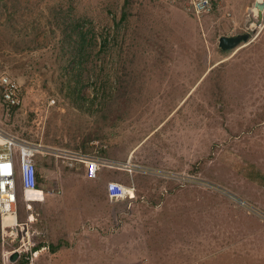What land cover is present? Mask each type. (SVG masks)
Here are the masks:
<instances>
[{
    "label": "rangeland",
    "instance_id": "1",
    "mask_svg": "<svg viewBox=\"0 0 264 264\" xmlns=\"http://www.w3.org/2000/svg\"><path fill=\"white\" fill-rule=\"evenodd\" d=\"M256 1L218 0L198 17L171 0H0V77L23 92V105L8 109L0 90V128L44 147L45 192L28 203L20 192L27 236L0 216V264H19L16 252L29 264H264ZM242 34L251 42L219 47ZM60 149L144 169L91 181ZM107 181L135 183L136 199L112 203ZM81 208L88 213L66 212ZM40 244L58 249L34 252Z\"/></svg>",
    "mask_w": 264,
    "mask_h": 264
},
{
    "label": "built area",
    "instance_id": "2",
    "mask_svg": "<svg viewBox=\"0 0 264 264\" xmlns=\"http://www.w3.org/2000/svg\"><path fill=\"white\" fill-rule=\"evenodd\" d=\"M180 2L185 10L198 17L210 14L214 8V2L218 0H171ZM0 90L2 102L8 109H17L23 105V92L18 81L10 75L3 74L0 77ZM59 157L71 169L77 165H84L88 180L96 181L106 170L122 171L130 177L136 173H142L143 167L133 163L132 160L119 162L101 155L69 151L60 149ZM44 153V147L40 144L18 140L7 134L0 128V214L4 219H9L12 229L18 230L21 236L29 234L27 225L19 222L20 192L23 190L26 202L32 201L29 193L45 192L39 184V171L37 156ZM136 185H125L120 182L107 184V196L112 203H121L136 199ZM27 209L30 206L27 204ZM26 227V228H25Z\"/></svg>",
    "mask_w": 264,
    "mask_h": 264
},
{
    "label": "water",
    "instance_id": "3",
    "mask_svg": "<svg viewBox=\"0 0 264 264\" xmlns=\"http://www.w3.org/2000/svg\"><path fill=\"white\" fill-rule=\"evenodd\" d=\"M254 6L259 10L258 21L262 22L264 19V0L262 2L256 1ZM251 34H243L238 36H223L219 39V47L222 50L230 51L239 47L242 43H248ZM19 253L16 252L12 257L11 261L14 262L18 259Z\"/></svg>",
    "mask_w": 264,
    "mask_h": 264
},
{
    "label": "trees",
    "instance_id": "4",
    "mask_svg": "<svg viewBox=\"0 0 264 264\" xmlns=\"http://www.w3.org/2000/svg\"><path fill=\"white\" fill-rule=\"evenodd\" d=\"M129 4H130V0H126V5H129ZM126 19H127V13H124V16L122 17V21H125ZM77 37L80 40V43L82 45V46L80 45V47H79V50H78L79 54L82 57H84V56H86L85 49H84V40H85L84 34L81 33V32H78V36ZM0 216H2V215L0 214ZM3 220H4V218H3ZM45 247H49V249L51 251H53V252H55L58 249V246L55 247V246H52V245L47 246V244H40L39 246L34 248V252H37V251H39V250H41L42 248H45ZM17 260H18L17 262L19 264H29V254L24 255V256L20 254L19 255V259H17ZM19 260H21V261H19Z\"/></svg>",
    "mask_w": 264,
    "mask_h": 264
},
{
    "label": "crops",
    "instance_id": "5",
    "mask_svg": "<svg viewBox=\"0 0 264 264\" xmlns=\"http://www.w3.org/2000/svg\"><path fill=\"white\" fill-rule=\"evenodd\" d=\"M104 173H107V172L104 171L101 175H103ZM77 182L80 183V179H79V181H77ZM107 184H108V181L106 182V186H105V187H106V190H107ZM78 198H79V196H77V198H75V203L77 204V208H78L79 203H80V201H79L80 198H79V199H78ZM73 200H74V199H73ZM87 203L90 205V200H89V199L87 200ZM72 209H73V208H72ZM76 210H77V211L81 210L82 213H84V212H85L86 214L88 213V208H87V209H82V208H81V209H74V210H72V211H66V212H68V213H72V216H77L78 214H76ZM77 213H78V212H77ZM30 217H31V216H30Z\"/></svg>",
    "mask_w": 264,
    "mask_h": 264
},
{
    "label": "clouds",
    "instance_id": "6",
    "mask_svg": "<svg viewBox=\"0 0 264 264\" xmlns=\"http://www.w3.org/2000/svg\"><path fill=\"white\" fill-rule=\"evenodd\" d=\"M263 21H264V19H263ZM243 35V34H242ZM238 36V35H237ZM251 42V37H250V40H249V42L248 43H250ZM248 43H242V44H240V46L239 47H241L243 44H248ZM239 47H237V48H239ZM237 48H235V49H237ZM234 49V50H235ZM231 51V50H230ZM2 76V75H1ZM1 100H2V95H1ZM3 103V102H2ZM19 253V252H18ZM20 254V253H19Z\"/></svg>",
    "mask_w": 264,
    "mask_h": 264
},
{
    "label": "bare ground",
    "instance_id": "7",
    "mask_svg": "<svg viewBox=\"0 0 264 264\" xmlns=\"http://www.w3.org/2000/svg\"><path fill=\"white\" fill-rule=\"evenodd\" d=\"M255 10H258V9H257V8H255ZM32 193H33V192H32ZM5 220H9V219H7V218H6Z\"/></svg>",
    "mask_w": 264,
    "mask_h": 264
}]
</instances>
